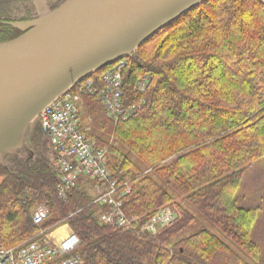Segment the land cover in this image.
Returning <instances> with one entry per match:
<instances>
[{
    "label": "trees",
    "instance_id": "1",
    "mask_svg": "<svg viewBox=\"0 0 264 264\" xmlns=\"http://www.w3.org/2000/svg\"><path fill=\"white\" fill-rule=\"evenodd\" d=\"M126 58V93L150 77L145 102L115 123L89 95L88 135L97 146L114 139L108 168L130 186L126 214L146 218L168 205L176 221L154 237L104 225L94 180L81 177L62 200L42 156L0 165L1 243L33 239L32 213L45 203L41 227L68 224L82 264H264V0H206ZM103 69L89 77L98 83Z\"/></svg>",
    "mask_w": 264,
    "mask_h": 264
},
{
    "label": "water",
    "instance_id": "2",
    "mask_svg": "<svg viewBox=\"0 0 264 264\" xmlns=\"http://www.w3.org/2000/svg\"><path fill=\"white\" fill-rule=\"evenodd\" d=\"M206 0H66L38 10L21 36L0 42V163L27 146L29 126L77 82Z\"/></svg>",
    "mask_w": 264,
    "mask_h": 264
},
{
    "label": "built area",
    "instance_id": "3",
    "mask_svg": "<svg viewBox=\"0 0 264 264\" xmlns=\"http://www.w3.org/2000/svg\"><path fill=\"white\" fill-rule=\"evenodd\" d=\"M127 65L126 57L118 59L104 67L98 83L91 77L77 82L68 92L44 108L39 121L54 155L57 197L67 199L81 177L94 180L96 196L92 202L99 206L96 218L100 223L154 237L161 229L176 221V211L161 207L146 218L126 214L122 197L130 191V186L127 182L120 184L112 179L107 150L96 145L83 128L80 117L81 96L87 94L99 101L107 117L115 123L126 121L138 112V103L144 101L143 94L148 88L150 77L143 75L134 83L135 91L141 95L138 103L127 101L124 93V71ZM48 215L49 207L45 203L34 209L32 222L39 227L42 238L13 247L0 244V264L83 263L82 256L76 252L80 240L71 228H68V236L59 241L53 236L57 228L46 232L41 227Z\"/></svg>",
    "mask_w": 264,
    "mask_h": 264
},
{
    "label": "rangeland",
    "instance_id": "4",
    "mask_svg": "<svg viewBox=\"0 0 264 264\" xmlns=\"http://www.w3.org/2000/svg\"><path fill=\"white\" fill-rule=\"evenodd\" d=\"M38 6H39L38 10H40V11L43 10L44 8H46V7H43V6H40V5H38ZM127 62H129V61L127 60ZM132 92H133V95L131 94ZM132 92L131 93L130 92L126 93V90H124V93L126 94V100L127 101L136 100V102L138 103V99H140L141 95L139 93H137L135 91V89H133ZM87 97L89 98L88 94L81 96V100H80V104H79V106H80V117H81L82 126L86 130V132L88 133V130H89V132L92 133V132H94V128L92 126L93 125V122H92L93 118L90 115V113L88 111V108H87V105H86V102L88 101ZM144 102H145V99H144L143 102L138 103V105L140 107L139 110H141ZM35 129H39V131H41L40 130L41 129V125H40V121L38 119L34 120L31 123V125L29 126V129H28V132H27V137H26L27 146L34 153L32 157L30 156V158L32 159L30 165H32L33 162L38 161L37 160L38 158L44 156V157H46L49 160V163L51 165L52 170L54 172H56V169H55V167L53 165L54 155H53L52 149L50 147V144H49L48 140L45 138L44 134H42V133H38V134L34 135V140H33V138H32L33 136L32 135H33ZM104 131H105V133H107L108 132V128L106 127V129ZM103 136H107V134H104V132H103ZM113 140L114 139L111 137V139L108 140V144L98 145V147H102V148L106 149L107 152H108V147L107 146L109 144H112ZM13 154H14V156H12V158H10L8 160H4V162L0 163V165H3V167H5L7 170H10L11 168L16 169L18 162L20 164L21 163L27 164V162L30 160V159L27 160L26 156H28V155H26L23 151H20L19 154H17V152L13 153ZM10 155H12V154H10ZM3 179H4V176L0 174V183L3 181ZM73 188L71 190H73ZM90 194L93 197L96 196L95 187H92L90 189ZM163 207L172 208V207H170L168 205L163 206ZM201 224H204V222L203 223L201 222L200 224H198V226H201ZM64 225H67L69 227V225L65 223V224L59 225L58 228L61 227V226H64ZM44 229H46V232L51 231V230H49V228H44ZM41 238H42V235L39 234V230H38L37 234L34 236V238L31 239V240H28V241H32V240H35V239L37 240V239H41ZM0 244L4 246V244H2L1 241H0Z\"/></svg>",
    "mask_w": 264,
    "mask_h": 264
},
{
    "label": "flooded vegetation",
    "instance_id": "5",
    "mask_svg": "<svg viewBox=\"0 0 264 264\" xmlns=\"http://www.w3.org/2000/svg\"><path fill=\"white\" fill-rule=\"evenodd\" d=\"M66 0H0V42L15 39L25 33L17 24L32 21L38 15V5L53 10ZM17 152V154H19ZM6 155L5 160L12 158ZM27 160L31 159L26 156Z\"/></svg>",
    "mask_w": 264,
    "mask_h": 264
},
{
    "label": "bare ground",
    "instance_id": "6",
    "mask_svg": "<svg viewBox=\"0 0 264 264\" xmlns=\"http://www.w3.org/2000/svg\"><path fill=\"white\" fill-rule=\"evenodd\" d=\"M68 228L69 227L67 225H64V226L57 228L53 232V236L58 238L59 241L65 239L68 236Z\"/></svg>",
    "mask_w": 264,
    "mask_h": 264
}]
</instances>
